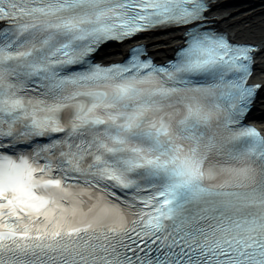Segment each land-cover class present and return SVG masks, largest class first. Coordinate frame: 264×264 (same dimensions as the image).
<instances>
[{
  "label": "snow or ice",
  "instance_id": "6c2138e0",
  "mask_svg": "<svg viewBox=\"0 0 264 264\" xmlns=\"http://www.w3.org/2000/svg\"><path fill=\"white\" fill-rule=\"evenodd\" d=\"M213 8L0 0V264H264V40Z\"/></svg>",
  "mask_w": 264,
  "mask_h": 264
},
{
  "label": "bare ground",
  "instance_id": "6f19581e",
  "mask_svg": "<svg viewBox=\"0 0 264 264\" xmlns=\"http://www.w3.org/2000/svg\"><path fill=\"white\" fill-rule=\"evenodd\" d=\"M215 11L223 15L220 22L232 31L236 38L264 40V0H218ZM181 35L182 33L179 31H168L150 35L140 42L148 43L152 52L155 53L161 48H172L183 43L179 39ZM161 41H170L171 43L162 44ZM132 43L123 42L115 48L102 52L101 57L106 62L118 60L127 54ZM255 78L258 81H264V70L258 68ZM250 120L264 126V97L258 101L257 108L250 116Z\"/></svg>",
  "mask_w": 264,
  "mask_h": 264
}]
</instances>
